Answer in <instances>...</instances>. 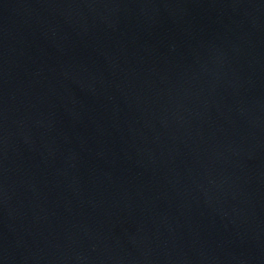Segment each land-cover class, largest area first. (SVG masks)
<instances>
[{"label": "water", "instance_id": "obj_1", "mask_svg": "<svg viewBox=\"0 0 264 264\" xmlns=\"http://www.w3.org/2000/svg\"><path fill=\"white\" fill-rule=\"evenodd\" d=\"M0 264H264V0H0Z\"/></svg>", "mask_w": 264, "mask_h": 264}]
</instances>
